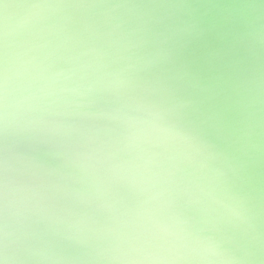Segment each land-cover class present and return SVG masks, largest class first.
<instances>
[{
    "label": "clouds",
    "instance_id": "1",
    "mask_svg": "<svg viewBox=\"0 0 264 264\" xmlns=\"http://www.w3.org/2000/svg\"><path fill=\"white\" fill-rule=\"evenodd\" d=\"M0 264H264V0H0Z\"/></svg>",
    "mask_w": 264,
    "mask_h": 264
}]
</instances>
